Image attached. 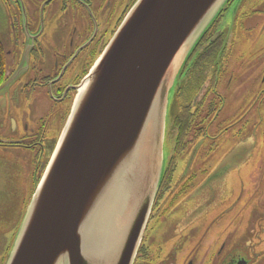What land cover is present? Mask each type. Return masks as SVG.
Listing matches in <instances>:
<instances>
[{
  "label": "flooded vegetation",
  "instance_id": "af4514ba",
  "mask_svg": "<svg viewBox=\"0 0 264 264\" xmlns=\"http://www.w3.org/2000/svg\"><path fill=\"white\" fill-rule=\"evenodd\" d=\"M235 1L229 2L201 39L180 77L171 132L175 165L171 178L177 174L178 160L193 152L188 159L189 183H162L135 264H264V230L250 231L237 219L233 226L222 221L223 205L214 200L217 193L220 199L223 196L215 178L221 175L220 167L193 171L198 156L215 150L227 131L224 92L234 75L239 78L238 97L252 91L251 84L259 86L260 96L239 120L243 130L253 124L258 128L248 113L258 102L264 103V70L255 69L259 56L239 58L236 67L244 70L240 78L242 72L231 65L235 43L220 30ZM136 2L0 0L7 11L6 33H0L5 54L0 128L7 132L0 138V254L4 251L0 264L7 260L82 84ZM261 111L258 107L257 115L264 122ZM200 174L207 178L198 182ZM204 187L210 198L207 216L194 225L197 219L191 214L189 198ZM178 195L187 198L179 201Z\"/></svg>",
  "mask_w": 264,
  "mask_h": 264
},
{
  "label": "water",
  "instance_id": "95a60500",
  "mask_svg": "<svg viewBox=\"0 0 264 264\" xmlns=\"http://www.w3.org/2000/svg\"><path fill=\"white\" fill-rule=\"evenodd\" d=\"M230 1L137 0L80 88L6 264L136 263L166 171L169 96Z\"/></svg>",
  "mask_w": 264,
  "mask_h": 264
},
{
  "label": "rangeland",
  "instance_id": "374dc122",
  "mask_svg": "<svg viewBox=\"0 0 264 264\" xmlns=\"http://www.w3.org/2000/svg\"><path fill=\"white\" fill-rule=\"evenodd\" d=\"M233 11L234 5L222 21L220 30H223L227 38L235 43V54L231 59V65L234 71L242 72L241 78L244 70L241 67H236V63L240 61L241 56L258 55L257 63H252V65L255 64L256 70H264V0H243L237 8L234 21ZM6 24L7 11L0 3V33H6ZM214 38L217 39V36H214ZM255 59L253 60L255 61ZM238 81L239 78L234 75L233 81L225 88L224 92L226 97L224 115L229 118L225 123L227 131L218 140V147L215 150L212 152L205 150L198 156L193 171L198 174L206 167H217L213 171H217L220 167L221 175L215 178L218 179L217 181L220 180L223 196L220 199L217 193L214 200H217L216 203L221 201L223 205L221 210L222 221L226 222V225L233 226L237 219L238 223L242 222L243 227L257 233L264 230V122H261L260 116L257 115L258 107L261 108L263 111L261 113L264 115V103L260 104L258 102L253 111L248 113L251 124L257 121L258 128L257 126L254 127L255 124H253V128L250 126L243 130L244 124L240 123L239 120L245 116L244 111L249 110L250 105L254 103V99L260 96V90L258 85L256 87L255 84H251L252 91L238 97L236 88ZM180 83L181 80H179L177 87L180 86ZM176 94L177 91L174 89L169 96L166 138L163 150L164 155L167 157V164L162 183L166 182L173 186L189 183L187 172H189L191 163L188 159L193 155L192 152L190 156L178 160L176 165L179 167L176 171L177 174L171 178L172 168L175 167L172 158L171 132L177 111ZM240 128L241 130H239ZM5 135H7V132L2 131L0 128V138ZM252 135H254L255 140ZM184 167L185 170L182 172L181 169ZM213 171L209 170L210 173ZM206 178V175L201 177L200 174L197 180L201 182L202 179ZM205 190L204 187L202 192H199V194L195 192L189 198V204L192 205L191 214L197 219V223L194 221V225L198 224L200 220H205L204 217L207 216V206H209L208 200L210 198ZM170 193L173 192L170 191ZM176 198L180 201L187 197L178 195ZM168 199L172 198L168 197ZM245 241L247 240L242 242ZM2 254H4V251L0 256ZM5 262L4 264H6Z\"/></svg>",
  "mask_w": 264,
  "mask_h": 264
},
{
  "label": "trees",
  "instance_id": "16d2710c",
  "mask_svg": "<svg viewBox=\"0 0 264 264\" xmlns=\"http://www.w3.org/2000/svg\"><path fill=\"white\" fill-rule=\"evenodd\" d=\"M198 46V45H197ZM197 48V47H196ZM5 54L3 51L2 46L0 45V83L3 79L4 76V71H5ZM192 56V55H191ZM189 61V60H188ZM186 66V65H185Z\"/></svg>",
  "mask_w": 264,
  "mask_h": 264
},
{
  "label": "bare ground",
  "instance_id": "6f19581e",
  "mask_svg": "<svg viewBox=\"0 0 264 264\" xmlns=\"http://www.w3.org/2000/svg\"><path fill=\"white\" fill-rule=\"evenodd\" d=\"M180 57H181V53L178 54L176 60H179ZM176 62H177V61H175V63H176ZM175 63H174V64H175Z\"/></svg>",
  "mask_w": 264,
  "mask_h": 264
}]
</instances>
